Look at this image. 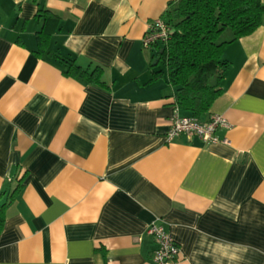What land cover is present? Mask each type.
I'll return each instance as SVG.
<instances>
[{
    "label": "crops",
    "instance_id": "1",
    "mask_svg": "<svg viewBox=\"0 0 264 264\" xmlns=\"http://www.w3.org/2000/svg\"><path fill=\"white\" fill-rule=\"evenodd\" d=\"M175 1L0 0V204L21 185L0 264H152L157 218L176 264H264V24L224 48L221 94L198 118L230 127L168 142L176 88L142 42ZM40 11L56 22L38 56Z\"/></svg>",
    "mask_w": 264,
    "mask_h": 264
},
{
    "label": "trees",
    "instance_id": "2",
    "mask_svg": "<svg viewBox=\"0 0 264 264\" xmlns=\"http://www.w3.org/2000/svg\"><path fill=\"white\" fill-rule=\"evenodd\" d=\"M40 14L44 20L37 36L38 56L48 46L47 22H56L49 12L40 11ZM162 20L170 28V38L157 49L158 62L166 69L168 84L176 88L175 107L198 119L221 94L219 85L226 67L222 61L224 48L264 24V0H177L168 5ZM226 32L228 39L218 42ZM101 73L99 68L87 72L67 63L64 75L83 84L103 86ZM160 74L153 73L151 81ZM20 188L19 184L7 202L0 204V233L5 208Z\"/></svg>",
    "mask_w": 264,
    "mask_h": 264
},
{
    "label": "built area",
    "instance_id": "3",
    "mask_svg": "<svg viewBox=\"0 0 264 264\" xmlns=\"http://www.w3.org/2000/svg\"><path fill=\"white\" fill-rule=\"evenodd\" d=\"M169 38L170 28L160 18L148 25L142 45L147 50L153 47L157 48L166 44ZM178 110L177 108L175 109L170 127L166 133L168 142L177 137L185 136L187 139L196 137L203 143L212 144L218 141L215 137L217 130L230 127L228 121L222 116H211L207 122L202 123L192 117L179 116ZM147 234L156 245L151 258L152 264H176L180 255L178 244L158 218L149 225Z\"/></svg>",
    "mask_w": 264,
    "mask_h": 264
},
{
    "label": "rangeland",
    "instance_id": "4",
    "mask_svg": "<svg viewBox=\"0 0 264 264\" xmlns=\"http://www.w3.org/2000/svg\"><path fill=\"white\" fill-rule=\"evenodd\" d=\"M228 37H229V33L228 32H226L219 40H218V42H222V41H225L226 39H228Z\"/></svg>",
    "mask_w": 264,
    "mask_h": 264
},
{
    "label": "water",
    "instance_id": "5",
    "mask_svg": "<svg viewBox=\"0 0 264 264\" xmlns=\"http://www.w3.org/2000/svg\"><path fill=\"white\" fill-rule=\"evenodd\" d=\"M160 53H162V50H160Z\"/></svg>",
    "mask_w": 264,
    "mask_h": 264
}]
</instances>
